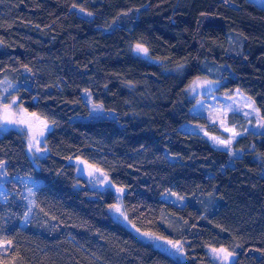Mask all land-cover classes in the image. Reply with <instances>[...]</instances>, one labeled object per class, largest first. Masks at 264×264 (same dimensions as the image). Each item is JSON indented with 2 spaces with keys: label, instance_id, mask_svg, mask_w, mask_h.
Returning a JSON list of instances; mask_svg holds the SVG:
<instances>
[{
  "label": "trees",
  "instance_id": "16d2710c",
  "mask_svg": "<svg viewBox=\"0 0 264 264\" xmlns=\"http://www.w3.org/2000/svg\"><path fill=\"white\" fill-rule=\"evenodd\" d=\"M210 65L227 67L216 92L249 98L264 125V9L249 0H0V79L27 82L10 97L51 125L32 159L21 133L0 135V264H214L206 247L264 264V131L234 154L201 135L219 131L191 114L187 87ZM85 90L115 118L85 119ZM75 160L185 261L116 222L114 193L88 188Z\"/></svg>",
  "mask_w": 264,
  "mask_h": 264
},
{
  "label": "rangeland",
  "instance_id": "374dc122",
  "mask_svg": "<svg viewBox=\"0 0 264 264\" xmlns=\"http://www.w3.org/2000/svg\"><path fill=\"white\" fill-rule=\"evenodd\" d=\"M249 1L264 9V0ZM78 14L81 16L82 12L78 11ZM83 15L90 17L88 14ZM230 36L231 34L229 35V38ZM232 40L233 44L237 43L236 39ZM137 46L138 45L132 48V52L141 57L147 56V52L138 51ZM139 46H141L142 49H145L142 45ZM228 51L229 53H232L231 49ZM224 67H218V69L221 70V73L216 76L217 72L219 73L220 70H217L212 65L206 66V72L208 75L194 79L188 85L187 93L189 97L194 100V105L190 109L191 114L204 116L209 119V125L214 126L219 131V134L214 135L206 130H200L201 135L216 149L226 151L229 154H234L232 152V144L239 135H242L247 131L257 132L261 129V131H264V125H262V122L258 117V112L249 98L237 92L233 95L216 92V90L226 82L225 77H223L224 74L222 73L227 67ZM22 73L27 75V71L25 70H23ZM15 81L17 83L13 82L9 77L0 79V135L11 131L21 133L24 136L28 155L32 159L36 155H39L42 148L41 146L44 143V138L51 130V125L37 116L26 113L18 104V100L14 97H10L11 92L16 90L18 84L26 87L28 86L27 82L22 84L20 80ZM81 96L82 101L89 109V114L85 119L115 118L114 112L105 111L101 105L93 103L88 91H82ZM13 101H15V103H13ZM6 105L10 106L7 114L8 120L14 122L9 123L5 120ZM230 114H238L240 116V122L238 121L236 122L238 124L233 125L234 121L230 119ZM222 141L225 143H221ZM228 141H230V143H227ZM74 166L76 169V175L85 179L88 188L96 191L109 190L114 193L115 202L109 207L108 211L116 222L134 233V235L142 242L148 243L160 250L166 249L174 259L185 261L183 243L172 242V244L177 245V247H173L172 244L167 243L168 241L149 233H143L130 225L123 211V190L113 186L104 172L82 160H75ZM0 179L1 181L7 179L4 172V163L0 164ZM0 191H3L1 186ZM162 198L165 199L166 196L164 195ZM176 200L180 201L181 204L184 203V199H181L178 196H176ZM117 209H119V211H117ZM5 247H7V244H0V252H3ZM220 249L223 248L215 249L212 247H206L205 251L214 264H232L235 260V255L231 253V255H228L227 259H225V253L220 252ZM226 252L230 253L227 250Z\"/></svg>",
  "mask_w": 264,
  "mask_h": 264
},
{
  "label": "snow or ice",
  "instance_id": "6c2138e0",
  "mask_svg": "<svg viewBox=\"0 0 264 264\" xmlns=\"http://www.w3.org/2000/svg\"><path fill=\"white\" fill-rule=\"evenodd\" d=\"M137 50H138V51H146L145 49H142V47L139 46V45L137 46ZM13 103H15V101H13ZM9 108H10V106H7V105L5 106V113H6V115H5V120H6L7 122L11 123V122H14V121H9V120H8V116H7V114H8V112H9ZM20 122H23V121H20ZM221 143H225V142L222 141ZM227 143H230V141H228ZM117 211H119V209H117ZM167 243L172 244L171 241H168ZM172 246H173V247H177V245H175V244H172ZM164 251H167V250L165 249ZM214 251H216V250H214ZM219 251L225 253V256H224L225 259H227V256H228V255H231V253H227L226 250H224V249H220Z\"/></svg>",
  "mask_w": 264,
  "mask_h": 264
}]
</instances>
